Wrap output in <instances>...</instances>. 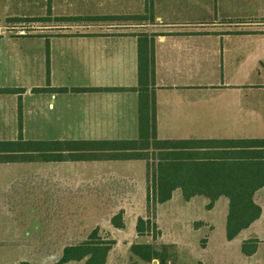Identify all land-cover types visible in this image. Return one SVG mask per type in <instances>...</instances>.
I'll use <instances>...</instances> for the list:
<instances>
[{
  "label": "crops",
  "instance_id": "crops-1",
  "mask_svg": "<svg viewBox=\"0 0 264 264\" xmlns=\"http://www.w3.org/2000/svg\"><path fill=\"white\" fill-rule=\"evenodd\" d=\"M184 1L50 0L64 9L49 12L54 20L81 22L74 31L0 28V264H55L94 229L115 242L104 264L157 263L133 244L177 249L182 264H264V183L253 195L260 216L231 240L228 198L208 207L180 188L156 204V236L136 231L147 217V163L175 152L170 143L192 141L194 160L220 162L240 150L223 141L264 139L239 133L246 122L264 126V81L223 78H264V0ZM256 167L264 176V161ZM244 243L255 251L243 253Z\"/></svg>",
  "mask_w": 264,
  "mask_h": 264
},
{
  "label": "trees",
  "instance_id": "trees-1",
  "mask_svg": "<svg viewBox=\"0 0 264 264\" xmlns=\"http://www.w3.org/2000/svg\"><path fill=\"white\" fill-rule=\"evenodd\" d=\"M140 18L141 16H132ZM121 18V16H102L94 19ZM32 18L28 19L31 20ZM68 20H82L80 18H68ZM35 21V20H31ZM154 130V129H153ZM21 141V138H19ZM16 142H6L7 144H18ZM22 142V141H21ZM192 141L173 142L169 145L176 146L175 152H160L159 157L152 163H147V217L138 218L136 231L139 235H146L152 231L156 236L157 227L154 218L155 206L170 198L171 192L180 188L185 199L194 195H203L210 199L208 207L215 199L225 196L229 200L228 215L226 219V237L233 239L242 229L249 226L251 222L260 216L261 209L253 201L256 190L263 186L264 176L256 165L262 163L264 155L252 151L254 147L264 148L263 140H240L223 141L224 143L234 144L238 151L231 152V158L220 162L210 160L196 161L198 157L190 149ZM33 148L39 151L42 143L39 141L31 142ZM203 145L205 141H202ZM128 145V144H127ZM160 149H168L161 147ZM182 150V151H179ZM221 155H228L222 152ZM261 161V162H260ZM121 215L112 218V223L116 225V220H120ZM119 226H122L120 223ZM255 240H249L253 242ZM115 242L110 238L101 237L98 230L91 231L86 240L63 249L61 258L55 264H62L70 260H81L86 258L85 264H104L105 258L111 246ZM255 245L250 249L246 243L242 245V252L251 254L255 251ZM133 254L144 261L156 258L160 264H166L165 255L156 251L151 244H133L131 246ZM21 264H29L22 262Z\"/></svg>",
  "mask_w": 264,
  "mask_h": 264
},
{
  "label": "rangeland",
  "instance_id": "rangeland-1",
  "mask_svg": "<svg viewBox=\"0 0 264 264\" xmlns=\"http://www.w3.org/2000/svg\"><path fill=\"white\" fill-rule=\"evenodd\" d=\"M160 1H168L173 4V6L177 8H183L185 6L184 0H160ZM50 0H0V28L6 29L7 31L11 32H17V34H38L39 33V27H56L59 26V29L53 28L50 29L47 27L44 29V31H48L49 34L56 33L58 30L60 31H74L76 27L81 22H71V23H65L62 20H54L55 18L51 16L52 13H61L64 11L62 8L52 9L50 8L49 4ZM152 6V4H151ZM150 7V4H149ZM162 7V6H161ZM50 8V10H49ZM165 8V7H164ZM154 9V8H153ZM148 10V9H147ZM149 11H152V8H149ZM232 10H229V15L232 14ZM48 12V13H46ZM51 12V14L49 13ZM148 12V11H147ZM176 13H178L180 16L186 17L187 11L183 9L175 10ZM195 14V12H194ZM196 15V14H195ZM25 16V17H24ZM31 16V17H29ZM42 16V17H41ZM197 17H200L202 15H196ZM32 18L31 21L28 20ZM123 20L118 22H131V20H126L125 18L121 17ZM84 22V21H83ZM137 21H133V23H136ZM108 23H114V22H108ZM139 25L146 24L148 22L139 21ZM120 24V23H119ZM130 24V23H129ZM232 28L231 25L229 29ZM4 33V32H3ZM230 74V77L227 80L237 79L238 81H246V82H257L258 84L264 81L263 76L255 78L251 74H244V73H231V72H225L223 75V78H226ZM252 96L258 97L259 95L257 93L255 94H248V97L251 98ZM250 122H246V126H241V130L239 129L240 136H258L261 137V135H264V126L261 125L262 122L256 123L255 128L249 127ZM241 131H245L246 134H242ZM109 234H104L103 237H107ZM164 248V251L161 252ZM161 254L165 255V259L168 260V262H171V264H182L183 258L180 257V255L177 252V249L174 251L172 249H169L168 247H159L157 249ZM156 250V251H157ZM226 252L229 253L230 258L236 257V249L231 248H225ZM18 251V250H17ZM59 250H41V249H33L32 253L33 255H39L41 253L45 254L48 253V255L52 256L55 255V253ZM222 253L223 250H221ZM185 259V258H184ZM188 261V260H187ZM156 264H160L159 260L156 259ZM236 262V261H235Z\"/></svg>",
  "mask_w": 264,
  "mask_h": 264
}]
</instances>
